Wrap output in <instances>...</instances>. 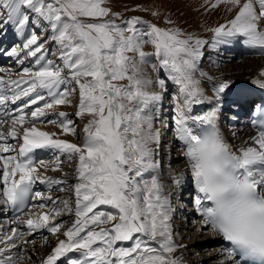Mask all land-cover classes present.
<instances>
[{
  "label": "snow or ice",
  "instance_id": "obj_1",
  "mask_svg": "<svg viewBox=\"0 0 264 264\" xmlns=\"http://www.w3.org/2000/svg\"><path fill=\"white\" fill-rule=\"evenodd\" d=\"M221 5L234 15L209 29L214 34L211 46L242 40L264 51V0H201L200 8L214 12ZM33 17L46 21L50 31L41 36L32 30L6 55L19 58L23 53L19 63L31 57L38 67L24 68L18 78L0 75V106H5L0 115H10L5 110L9 101L23 103L15 110L18 114L10 116L8 131H0V203L20 212L54 205L52 196L34 191L33 186L67 183L47 171L62 172V156L77 160L74 204L62 200V207L31 212L27 219L18 215L13 221L32 232L46 229L65 237L41 264H58L62 258L67 264H186L177 255L186 245L174 238L172 191L185 183L186 173L181 170L167 185L158 159L166 147L157 126L165 123L161 117L166 94L171 96L175 135L185 145L181 156L186 159L187 183L194 184L201 231L209 229L228 242L217 253L223 256L219 264H264V118L251 121L255 132L244 144L230 143L220 120L224 98L236 82L209 76L200 68L209 41L171 17L166 18L168 27L140 16L125 19L107 6V0H0V35L9 25L23 34ZM53 44L57 59H48ZM205 80L214 81L211 95ZM252 83L264 89V71ZM77 94L74 114L87 118L82 142L36 126L47 110L67 117V112L55 108L72 104L71 97ZM205 102L213 105L210 110L194 115L195 106ZM256 110L264 114V106ZM4 122L0 118V126ZM28 123L31 126L22 127ZM61 128L77 134L71 120L63 121ZM9 138L17 140L18 147ZM37 150H51L53 158L37 159ZM10 152L16 154L5 155ZM65 213L75 216L66 229L65 221L56 222ZM23 235L14 227L0 237V264H17L22 257L14 259L7 253L35 244L17 245L15 240Z\"/></svg>",
  "mask_w": 264,
  "mask_h": 264
},
{
  "label": "bare ground",
  "instance_id": "obj_2",
  "mask_svg": "<svg viewBox=\"0 0 264 264\" xmlns=\"http://www.w3.org/2000/svg\"><path fill=\"white\" fill-rule=\"evenodd\" d=\"M145 2L147 3V0ZM189 3H190L189 0L188 1H186V0H166V4H165L166 6L164 9L168 11L169 15L172 16L171 18H173V20H176L187 31L195 33L199 37L206 39L208 34L206 35L205 30L203 28L204 27L207 28V26H205L203 24H206L207 23L206 21L212 20L211 15L215 14V11L214 12H204L200 8V6H197V8L194 9L195 6H189L188 5ZM225 13L226 12L222 9L217 10L218 17L223 16ZM228 14H229V12H228ZM219 21H218V24H219ZM223 21H224V18H223ZM40 26L43 30H42V33L39 35L42 36L43 34H47V32L45 30L48 29V26H45V24L40 25ZM40 26H38V27H40ZM200 26H204V27L202 28ZM38 27H37V29H38ZM208 28H210V27L208 26ZM48 30L50 31V29H48ZM206 40H208L209 43L207 45H205L204 49H203L205 56L202 58V63H203L202 70L204 72H206L209 76L220 78V79H231V80L236 82L235 88L232 90V92L230 94H228L224 98L223 116L220 120V125L222 127L223 132L228 137L230 143H232L234 146H240V145L244 144V142L248 139V137L250 135L254 134L252 127L247 124V120H248L249 114L252 111L251 105L253 103H257V101L259 100V97L257 96V94L252 91V87L255 86V84H253L252 81L254 79L258 78L260 73L262 71H264V55L255 54L252 56H242V57L236 59L235 62H233V60L239 55V53H236V52L231 53V51L227 50L228 60H225V62H223L221 64L222 66L220 65L222 68H220V66H218V67L213 66V65H211V63H209V57H207L206 54H209L210 58H213L214 54H210V52H209L210 49L213 48L211 46L212 45L211 38L206 39ZM149 49H150V47H148L146 50H149ZM218 49H219V47H217L216 50L218 51ZM2 55H3L2 57H4L6 54L2 53ZM3 59L4 60L1 59L2 61L0 60V65L2 64V62L5 63L7 60H9V63H10V64L8 63L9 66H13V67L17 66V68H16V71H17L18 63H19L18 57H15V56L9 57L8 55H6ZM238 60H240V61L238 62ZM23 65H24V63H23ZM24 66H27L26 63ZM0 68H3V66H0ZM10 70H12V69H10ZM8 74H12V73H8ZM213 83H214V81H212V80H205L204 81V87L207 90L208 95L212 94ZM170 89H174V87L170 85ZM237 96H239L237 100L240 101L241 105L243 104V108L240 109L239 113H238L239 119L236 116V106H235ZM25 99H27V98H25ZM167 99H168V97H165L164 109H163V113H162V117H161L165 121V123L164 124H159V123L157 124V126L160 127L162 130V133H163L162 139H163L164 145L166 146L165 150L163 152H161L160 156L158 157L160 159L163 158V165H161V169H160L161 179L165 184L170 185L172 182L173 176L176 174L175 170L178 171V169H179V172L181 170L185 171L186 174H185L184 180H185V183H187L188 173H187V170L185 169L186 159L181 156L182 151L185 150V145H184V142L180 141L178 139V137L175 135V126L173 128H171V122L172 121H170V119H169L171 107H169L170 108L169 111L166 110L168 104H166L165 102ZM15 106H16V108H18V107H22L23 104H21L19 101H17L15 104H13L10 107V111H11L10 113L11 114L16 113L15 112V110H16ZM64 106H61L59 109L60 110L64 109ZM212 106L213 105L209 102H205V104L202 106H195V112L193 114L194 115H204L207 111L210 110V108ZM229 109H230V112H229V114H227L226 112ZM227 123H228L229 129H227L228 128L226 126ZM8 124H11V122H4V124L1 126V129L4 131H8V129L5 128V125H8ZM163 129H165V130H163ZM233 132L236 133L235 136L232 135ZM13 140H15V139L9 138L8 142L16 145ZM45 151L46 150H37V153H36L37 159H40V156L42 158ZM49 151H51V150H49ZM169 151L170 152L174 151V156L176 158H178V160H176V161H178V165H174V167H176L175 169H173V165L170 164L172 157H171V154L169 153ZM43 172H44V170H43ZM39 184H41V183L37 182V186ZM47 185L48 184H45V187ZM185 185L189 187V191H190V188L194 187V184H188L187 183ZM40 188H42V185L38 186L39 190H40ZM181 188H182V186H179V187L173 186V188H172L174 209H175V205L177 204V201H178L177 199L179 198L178 193H179ZM181 199L184 200V198H181ZM37 203H39V202H37ZM48 210H49V208L46 207L45 209H42V210L36 208L35 211L37 212V211H48ZM28 211L21 214L20 217L23 219H27L26 216L30 212V211L29 212ZM194 211H195V209L189 210V212L187 213L188 215L186 216V219H184V217L181 215V210L177 211V212L174 211V213H173L174 238L178 243L186 245V247L178 249L177 255L183 257V259L186 261V264H206L209 261V259L211 258L209 255L211 253H213L212 255L215 257L216 263L219 264V261L221 259H223L222 255L217 254L218 251L223 249V247L218 246L216 244V242L220 240L219 237H215L209 229H205L204 232L201 231V225H198V229H196L193 232L197 235L196 239H195V237L193 238L195 240L189 239V237H188V235L190 236L191 234H193V233H191V231L193 229H195V227L197 226L196 224L193 223L194 222L193 219L191 220V215H194V214L197 215L198 214V212L195 213ZM5 212H7V205L0 203V217H4L3 214ZM66 215H68V214H66ZM68 216H70V215H68ZM15 220H16L15 218L11 220V218H9V217H7V218L4 217V224L5 225H4L3 230L0 229V237L7 236L10 234L11 228H9V227L10 226L15 227L16 224L13 223V221H15ZM19 226L22 230H25L26 228H27L26 231L29 230L26 224H19ZM7 228H9V230ZM36 232H37V234L33 233L32 235H30L29 240L27 239L28 237L25 235L20 236L18 239L15 240V243L17 245H22L23 241H35V244L28 243L26 245H22L16 249H13L9 253H7V255L13 256L14 259L17 256L22 257L21 259H19L17 261V264H41V260L46 258V256L48 254H51L52 248H54L56 243L58 242V239H57L58 236L54 237L52 240L49 239L47 241L48 242L51 241V245L47 248H44L43 243H44L45 235L43 234V229H38ZM208 232L210 234H212V239H210L206 236V234ZM201 234H204V238L199 237V235H201ZM61 239H65V237L63 236ZM208 242H213V244H211L212 245V252H210L206 255L203 254L206 257V258L204 257L205 259H197L198 256H201L202 251L208 250V246H210L209 244H207ZM122 243H123V246H129L130 245V242H122ZM0 246H3V245H0ZM25 251H28V252L25 253ZM71 255L78 256L79 254H71ZM207 256H209V257H207ZM24 257H26V258H24ZM190 259L192 261H190ZM62 264H67L66 260L63 259Z\"/></svg>",
  "mask_w": 264,
  "mask_h": 264
},
{
  "label": "rangeland",
  "instance_id": "obj_3",
  "mask_svg": "<svg viewBox=\"0 0 264 264\" xmlns=\"http://www.w3.org/2000/svg\"><path fill=\"white\" fill-rule=\"evenodd\" d=\"M146 0H107V6H109V7H111L112 9H113V11H118V12H121L122 13V15L123 14H127V13H129V14H132V15H136V16H140V17H142V18H147V19H150L153 23H155V24H157V25H159V26H161V27H168L169 25H167V23H166V18H168V17H172V16H170L169 15V13H168V11L167 10H165L164 8H165V4H166V0H147V3L145 2ZM186 1H188V0H186ZM189 6H195V8L194 9H196L197 8V6H200V3H201V0H189ZM191 4V5H190ZM137 5H141V6H143V9H147V11H145V10H141L140 8H137L136 6ZM224 10L226 13L223 15V16H220V17H218V15H217V11H215V14H212L211 16H212V20L211 21H206L207 23L206 24H203V25H205V26H207V28L206 27H204V26H200V27H204L203 29L205 30V33H206V35L207 36H210V35H212L213 33L211 32V31H209L208 29H211V28H214V27H216L217 25H219V24H221V23H225L230 17H232V15L234 14V13H232V12H229V14H228V11H227V9H226V6H224V5H221V7H220V10ZM153 11H159V13H160V15L159 16H155V15H153L152 13H153ZM227 14V15H226ZM218 17V18H217ZM228 17V18H227ZM223 18H224V21H223ZM173 19V18H172ZM220 20V21H219ZM218 21H219V24H218ZM222 21V22H221ZM45 24V26H48V23L45 21V22H42V23H40V22H36V20H35V17H33V24H32V26H31V28H33L34 30H36L37 31V34L39 35V34H41L42 33V28H41V26L40 25H44ZM179 24V23H178ZM40 26V27H38V26ZM180 26H181V24H179ZM208 26L210 27V28H208ZM37 27H38V29H37ZM26 29H29V28H26ZM25 29V32L23 33V34H20L19 32H17V30H16V32H17V40L20 42L19 43V45H22L23 44V42L27 39V37H28V35L30 34V32L29 31H27ZM41 29V30H40ZM203 30V31H204ZM214 35V34H213ZM211 40H212V37H211ZM54 45V44H53ZM223 45H226V44H223ZM16 46V45H15ZM55 45H54V50H52V55H49L48 56V59H57V54H55ZM219 48H221L222 47V44L221 45H219L218 46ZM151 49V48H150ZM149 49V50H150ZM216 49H217V47H216ZM4 49H3V46H2V48H1V45H0V60L2 59V60H4L3 58L6 56H4V57H2L3 55H2V53H4V51H3ZM2 52V53H1ZM210 54H213V51H212V48L210 49ZM4 54H6V53H4ZM23 54V53H22ZM206 56L207 57H209V63H211V65H213V66H220L221 65V63H218V61L217 60H215L214 59V56H213V58H210V56H209V54H206ZM249 56V55H248ZM1 60V61H2ZM18 60H19V58H18ZM28 60H30V61H34V58H31V57H29L28 59H26V60H24V65H25V63H26V65L27 66H24L23 68H21V71H16V68H17V66L16 67H13V66H8L7 68L6 67H4L3 66V64H4V62H2V64L0 65V66H3V68H0V74L1 75H3L5 78H7V77H9V76H12L13 78H17V74L19 75V74H21L22 73V71H23V69L24 68H26V67H28V68H30V66H29V64H28ZM225 60H228V55L226 56V58L224 59V62H225ZM211 61V62H210ZM236 61V60H235ZM235 61H233V62H235ZM240 60H238V62H239ZM214 64H213V63ZM9 63V62H8ZM216 63V64H215ZM10 64V63H9ZM19 64V63H18ZM222 66V65H221ZM220 66V68H222ZM38 66L36 65L35 66V69L37 68ZM202 67H203V63L201 62V65H200V68L202 69ZM6 69V70H5ZM10 69H12V70H10ZM35 69H33V70H35ZM8 73H12V74H8ZM23 85V84H22ZM169 90H171V91H174V89H169ZM10 94H12L10 91H9V95ZM42 94L43 95H45V96H47V93H46V91H44V92H42ZM167 97V96H166ZM23 99H25V98H23ZM71 99L72 100H74L75 102H73L72 104H68V105H58V106H56V108H55V111H63V112H67L69 115L67 116V117H58V116H56V115H54V114H52L53 113V110H47V112H48V114L45 116V117H42L44 120H46L47 122L49 121V120H55V121H57L55 124H58V126L56 127V131H57V135L59 136V138H65L66 136L69 138V140L70 141H72V142H76V143H79L80 141L78 140V138H79V136H83V134H82V129H83V127L85 126V122H86V117H78V116H76L74 113L76 112V111H78V102H79V96H78V94L77 95H74L73 97H71ZM168 99H170V97L168 98ZM21 104H23L21 101H19ZM42 103L43 102H41V104H40V106H42ZM61 106H64V109H62V110H60L59 108L61 107ZM23 107V106H22ZM15 108H16V106H15ZM231 109V108H230ZM230 109L226 112L227 114H229V112H230ZM27 111V110H26ZM16 112V111H15ZM171 112H172V109H171V111H170V115H169V119H170V116H171ZM29 116V118H30V115H28ZM48 116V117H47ZM75 118V120H73V122H75L76 121V123H74V126L76 127V131H77V134H76V140H75V136L74 135H71V134H68V133H64L63 132V130H62V128H61V123L63 122V121H65L66 119L67 120H71V119H73V117ZM79 120H83V121H80L79 122ZM5 122H11V121H7V120H4ZM38 122V121H37ZM6 124V123H5ZM50 124H52V123H50ZM158 124V123H157ZM53 125V124H52ZM10 126H11V124H8V125H5V128H7V129H9L10 128ZM28 126H31V124L30 123H28V124H25V125H23L22 127H28ZM38 128H40L41 130H43L44 131V129L42 128V125L41 126H37ZM173 127H174V125H173ZM163 130H165V129H163ZM14 141V143L18 146V143H17V140H13ZM20 142H22V140L20 141ZM170 150V149H169ZM169 153L171 154V157H172V159H171V161H170V164L171 165H173V169H175L176 167H174V165H178V161H176V160H178L175 156H174V151H172V152H170L169 151ZM5 155H8V154H5ZM42 158L44 159V160H48V159H50V158H53V152L52 151H49V150H46L45 152H44V155L42 156ZM41 158V156H40V159H42ZM61 159H62V161H63V163H62V169H63V171L61 172V171H53L52 169H49L48 171H47V175H49V176H52L53 178H60V179H63V180H65V181H67V183H65V184H62V185H47L46 187H45V185H43L42 183L41 184H39L38 186H41L42 185V188H40V190H42L43 188H45L44 189V194H45V196H48V195H50V196H52L53 197V199L55 200V204L53 205L52 203H49L48 205H47V208H51V207H53V206H55V207H57V208H59V207H62L63 205L61 204V201L62 200H69L71 203H73L74 204V184L77 182V176H76V167H77V160H76V158H73V159H71V160H69V159H67L65 156H62L61 157ZM158 159H160V158H158ZM160 160H162L161 161V165H163V158L162 159H160ZM180 162V161H179ZM177 170H175V172H176ZM178 172H179V169H178ZM66 174V175H65ZM60 176V177H59ZM50 188V189H49ZM194 188V187H193ZM56 189V190H55ZM47 192V193H46ZM55 192V193H54ZM48 194V195H47ZM181 192L179 191V193H178V196H179V198L177 199L178 201H177V204L175 205V212H177V211H180L181 210V204L180 203H182V205L183 206H185V204L186 203H183V200L181 199ZM68 196V197H67ZM59 198L58 200L56 199V198ZM181 201H180V200ZM38 202V201H37ZM66 214H68V213H65V215H63V217L61 216V217H57L58 219L56 220V222H60V221H65L66 223H65V229L67 228V227H70L71 226V224H72V222L75 220V217H74V215H70V216H68V215H66ZM183 219V218H182ZM4 217H0V229H4ZM19 230H21L22 232H24L25 233V236H27V237H29L30 235H32L34 232H32V231H30V230H27L26 231V229L25 230H22L21 228H18ZM196 229H198V226H196L195 227V229H193L192 231H191V233H193ZM37 231V230H36ZM46 231V232H45ZM4 233V232H3ZM37 234V233H36ZM43 234L45 235V237H47V240H52L54 237H57V239H61L62 237H63V235H61V234H50L49 233V231L48 230H46V229H43ZM194 235V236H193ZM191 236V237H190ZM188 235V237H189V239H192V240H195L196 238H197V235L195 234V233H193V234H191V235ZM187 237V236H186ZM195 237V239H193ZM199 237L200 238H204V234H201V235H199ZM207 244H209L210 246H208V250L207 251H202L201 252V256H198L197 257V259H205L206 257L203 255V254H208V253H210V252H212V245L211 244H213V242H208ZM43 247L44 248H47V247H49L50 245H51V241L50 242H48V243H43ZM28 251H25V253H27ZM213 253H211L209 256L211 257L210 259H209V261L206 263V264H217L216 263V259L215 258H213L214 256L212 255ZM194 256V255H193ZM196 256V255H195ZM209 256H207V257H209ZM205 257V258H204ZM24 260V259H23ZM190 261H192L191 259H190ZM202 261V260H201ZM204 262V261H203Z\"/></svg>",
  "mask_w": 264,
  "mask_h": 264
}]
</instances>
